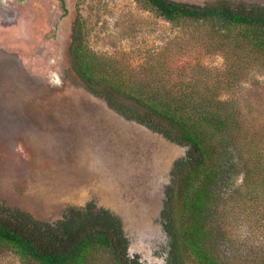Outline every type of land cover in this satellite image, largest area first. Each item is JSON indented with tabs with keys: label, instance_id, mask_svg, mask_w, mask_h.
Returning a JSON list of instances; mask_svg holds the SVG:
<instances>
[{
	"label": "trees",
	"instance_id": "obj_1",
	"mask_svg": "<svg viewBox=\"0 0 264 264\" xmlns=\"http://www.w3.org/2000/svg\"><path fill=\"white\" fill-rule=\"evenodd\" d=\"M135 1L174 26L194 27L223 60L201 67L203 79L193 83L154 82L99 58L85 44L81 17L72 23L68 57L82 85L185 149L163 190L164 262L264 264V5ZM129 246L120 217L93 200L55 221L0 202V251L20 264H145Z\"/></svg>",
	"mask_w": 264,
	"mask_h": 264
},
{
	"label": "rangeland",
	"instance_id": "obj_2",
	"mask_svg": "<svg viewBox=\"0 0 264 264\" xmlns=\"http://www.w3.org/2000/svg\"><path fill=\"white\" fill-rule=\"evenodd\" d=\"M65 2L61 18L58 0H0V112L40 116L44 123L41 133L7 130L3 122L17 120L0 117V202L55 221L68 207L93 200L120 217L131 254L145 264H165L163 190L185 149L126 119L82 85L68 57L71 26L79 15L85 44L99 58L168 85L203 79L201 67L220 66L221 54L205 46L194 27L174 26L135 0ZM0 264L20 262L0 251Z\"/></svg>",
	"mask_w": 264,
	"mask_h": 264
},
{
	"label": "crops",
	"instance_id": "obj_3",
	"mask_svg": "<svg viewBox=\"0 0 264 264\" xmlns=\"http://www.w3.org/2000/svg\"><path fill=\"white\" fill-rule=\"evenodd\" d=\"M0 117L2 118H12L17 120V122H11V123H7V122H3V125L6 126L7 130H9V128L11 129H15V128H20L25 130L26 128L29 129L30 131L32 130L33 133H41L40 131V127L38 126H42L44 123H42V117L38 116H30L28 114H24L23 112L20 113H11L9 114V112H0ZM38 119V120H37ZM42 125H39L41 124ZM22 125V126H20ZM37 129V130H36Z\"/></svg>",
	"mask_w": 264,
	"mask_h": 264
},
{
	"label": "flooded vegetation",
	"instance_id": "obj_4",
	"mask_svg": "<svg viewBox=\"0 0 264 264\" xmlns=\"http://www.w3.org/2000/svg\"><path fill=\"white\" fill-rule=\"evenodd\" d=\"M59 1V0H58ZM59 3H60V1H59ZM64 3H65V9H66V12L68 13V9H67V7H66V2H65V0H64ZM60 9L62 10V14H61V18L62 17H64V16H66L67 15V13L66 14H64V10L62 9V6H61V3H60ZM72 27V26H71ZM71 38V37H70Z\"/></svg>",
	"mask_w": 264,
	"mask_h": 264
}]
</instances>
